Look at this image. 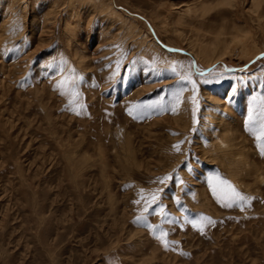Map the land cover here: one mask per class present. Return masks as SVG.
Here are the masks:
<instances>
[{
	"label": "rangeland",
	"instance_id": "rangeland-1",
	"mask_svg": "<svg viewBox=\"0 0 264 264\" xmlns=\"http://www.w3.org/2000/svg\"><path fill=\"white\" fill-rule=\"evenodd\" d=\"M262 113L264 0H0V264H264Z\"/></svg>",
	"mask_w": 264,
	"mask_h": 264
},
{
	"label": "snow or ice",
	"instance_id": "snow-or-ice-1",
	"mask_svg": "<svg viewBox=\"0 0 264 264\" xmlns=\"http://www.w3.org/2000/svg\"><path fill=\"white\" fill-rule=\"evenodd\" d=\"M170 51H174L172 49H170ZM119 63V62H118ZM189 69H195L196 73L200 76H204L205 73L203 71H201L200 69H198L195 65V62L193 61L189 66ZM171 72L180 76V80L181 82L188 80L191 81V76H192V72L188 71L187 74H185L182 71H178L177 67L175 65V63L172 65L171 67ZM194 84V82H193ZM183 89H179L177 90L173 95L174 98L176 100V105L171 109V111H173L174 113L176 112V109L179 106L180 103V97L182 95ZM71 103V101H70ZM193 103H195V96L193 97ZM129 112L131 114L132 109H129ZM77 114H80L79 112H77ZM195 122V120H194ZM257 125V121L253 120V117L250 115L249 116V126H248V131H250L251 133H253L256 136V140L258 142V147L260 148L261 154L264 155V113L261 114L259 122H258V127ZM258 133V134H257ZM176 148L177 151H179V144L174 146ZM170 179V177H164L163 179L160 180L161 183H163L165 180ZM178 179V177H177ZM182 182V181H181ZM222 183L226 184L228 186V188L231 190V197L230 199L226 202V206L231 207L233 206V204L235 203H249L250 200L252 199L251 197H246L243 194H241L240 192H238L231 184H229L227 181H222ZM141 193H143V189H141ZM158 193H155L152 195L151 197V203H155L158 199ZM141 199H144L143 195L141 196ZM140 201H135V203H139ZM149 206L148 204H146L145 208H144V212H147L149 210ZM207 222L209 224H214L215 222L212 221L210 218H206ZM138 221L141 220H146V218L141 215L139 217H137ZM149 228H154V226L152 225H147ZM201 231H203V229H201ZM166 236L167 233L166 232H161V234L157 237L158 239L161 240V242L164 244L165 248L170 247V243L169 241L166 240ZM172 244H175L176 242H171Z\"/></svg>",
	"mask_w": 264,
	"mask_h": 264
}]
</instances>
